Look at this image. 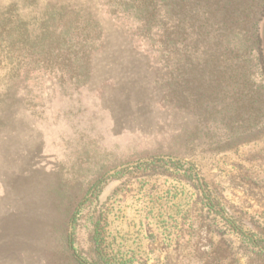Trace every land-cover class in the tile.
<instances>
[{
	"label": "rangeland",
	"instance_id": "1",
	"mask_svg": "<svg viewBox=\"0 0 264 264\" xmlns=\"http://www.w3.org/2000/svg\"><path fill=\"white\" fill-rule=\"evenodd\" d=\"M3 1L0 264H264L260 64L234 87L193 35L164 54L103 11L84 54Z\"/></svg>",
	"mask_w": 264,
	"mask_h": 264
},
{
	"label": "trees",
	"instance_id": "2",
	"mask_svg": "<svg viewBox=\"0 0 264 264\" xmlns=\"http://www.w3.org/2000/svg\"><path fill=\"white\" fill-rule=\"evenodd\" d=\"M19 2L28 5L27 16L35 22L32 32L37 37L68 38L71 47L77 46L72 41L81 37L84 54L101 46L99 17L103 11L118 20H135L136 34L156 40L158 45L152 48L164 54L176 52L181 33L193 35L198 51L214 52L213 61L219 53L213 69L227 66V77L222 76V80L234 87L247 84V77L252 75L247 71L257 64L264 76V51L257 25L263 0H14L10 9H22ZM7 18L14 27L19 16L9 10ZM92 41L95 43L90 46ZM58 47L55 45L54 50Z\"/></svg>",
	"mask_w": 264,
	"mask_h": 264
}]
</instances>
